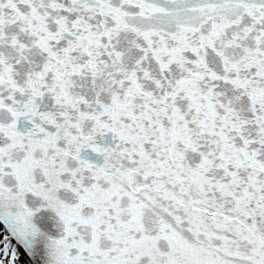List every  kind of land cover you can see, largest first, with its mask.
<instances>
[{"label":"snow or ice","instance_id":"1","mask_svg":"<svg viewBox=\"0 0 264 264\" xmlns=\"http://www.w3.org/2000/svg\"><path fill=\"white\" fill-rule=\"evenodd\" d=\"M0 264H264V0H0Z\"/></svg>","mask_w":264,"mask_h":264}]
</instances>
